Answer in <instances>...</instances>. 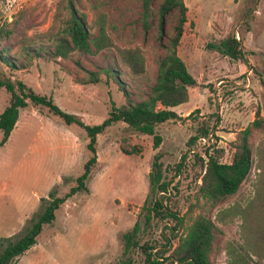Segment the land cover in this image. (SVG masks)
Here are the masks:
<instances>
[{
  "label": "rangeland",
  "instance_id": "obj_1",
  "mask_svg": "<svg viewBox=\"0 0 264 264\" xmlns=\"http://www.w3.org/2000/svg\"><path fill=\"white\" fill-rule=\"evenodd\" d=\"M150 0L146 26L141 0H0V24L12 28L4 38L0 77L18 78L38 93L50 95L63 110L88 124L100 122L111 103L127 106L145 98L155 80L159 59L173 35L177 10L171 9L159 29L158 4ZM186 20L177 53L197 84L188 87L187 100L174 106L177 117L157 123L153 134L137 131L122 120L95 136L96 159L85 181L86 190L66 197L54 218L42 225L35 242L12 264H121L122 233L138 219L140 242L163 244L170 233L165 220L143 223L141 203L149 194V171L154 154L167 182L164 204L186 222L197 213L213 224L209 264H227L229 252L244 251L248 264H264L246 243L239 209L255 194L258 149L264 140V0H183ZM70 2L84 15L90 40L103 25L112 45L89 51L70 50L53 56L65 36ZM228 33L240 39L246 60L221 54L213 44ZM136 47L143 70L133 73L117 48ZM96 78L93 80L92 78ZM9 92L0 85V111ZM263 121L251 124L254 111ZM249 125L251 167L237 189L215 202L196 198L201 168L197 157L206 153L219 161L231 159L232 140ZM203 126L189 144L188 137ZM1 136V131H0ZM87 136L76 124H65L43 105L20 107L7 139L0 145V237H17L40 207V196L50 189L62 194L82 171L90 152ZM182 155L184 158L181 163ZM170 224L171 218L167 219ZM258 249L260 245L255 244ZM154 250V249H153ZM262 250V251H261ZM132 264H142V253H129Z\"/></svg>",
  "mask_w": 264,
  "mask_h": 264
},
{
  "label": "trees",
  "instance_id": "obj_2",
  "mask_svg": "<svg viewBox=\"0 0 264 264\" xmlns=\"http://www.w3.org/2000/svg\"><path fill=\"white\" fill-rule=\"evenodd\" d=\"M143 24L146 26V17L149 14L150 0H141ZM71 16L66 29V35L59 37L53 50V56L65 57L70 50L89 51L91 44L95 50L112 45V39L107 34L103 25H99L98 34L90 40L85 25L84 15L76 10L70 2ZM177 10L176 23L173 35L169 38L165 54L159 59L155 80L148 95L127 106L110 105L107 115L98 123L88 124L73 112H68L59 107L50 95L38 93L27 86L22 80L9 77H0V85L9 92L7 104L0 111V145L5 142L18 116L20 107L31 103L45 106L51 114L57 115L65 124H76L83 128L87 142L86 148L90 152L83 162L82 171L74 177L65 192L57 194L55 189H50L47 196H40V207L29 218L25 230L13 237L11 234L0 237V264H12L14 258L30 247L37 234L45 223L54 218V211L64 199L71 194L86 190L85 181L90 169L95 162V136L106 126L114 121L122 120L133 129L153 134V143L157 144L159 136L154 133L157 123L177 117L174 106L187 100L188 87L197 84L196 77L191 74L177 53V45L186 20V5L183 0H161L158 4V25H163L164 16L171 10ZM12 32V28H5L0 24V59L7 64L10 62L4 56L8 49L3 44L4 38ZM213 46L223 55L231 58L244 57L239 38L234 33L221 37ZM120 59L128 66L131 72L139 73L143 70V59L136 47L117 48ZM264 63V61H263ZM95 80L96 78H92ZM264 86V79L260 78ZM263 121L258 110L254 111L251 124L259 126ZM198 133L188 137L190 144L197 135L204 134L207 129L201 126ZM250 126L246 125L236 131L232 140V155L228 162L219 161L214 155L206 153L205 158L194 154L200 164V183L197 188L196 198H203L215 202L226 194L233 193L251 167V151L248 143ZM182 155L179 163L182 162ZM258 166L255 194L240 211L244 227V240L253 249V253L260 255V248H264V140L258 149ZM149 194L146 195L139 208L146 225L153 217L165 220L163 226L168 229L169 237L164 236L163 244H155L149 240L140 242L138 231L140 222L136 219L131 228L122 235L123 258L121 264H132L130 251L138 248L142 253V264H209L208 252L211 247L213 224L212 221L197 213L186 222L182 215L164 204L167 196V182L161 178V162L158 154H154L149 171ZM168 218L173 223L168 222ZM255 244L260 245L257 249ZM154 249V250H153ZM262 251V250H261ZM248 254L244 251L229 252L227 264H248Z\"/></svg>",
  "mask_w": 264,
  "mask_h": 264
},
{
  "label": "built area",
  "instance_id": "obj_3",
  "mask_svg": "<svg viewBox=\"0 0 264 264\" xmlns=\"http://www.w3.org/2000/svg\"><path fill=\"white\" fill-rule=\"evenodd\" d=\"M205 136L206 135H199L197 138H198V140H201V141H205Z\"/></svg>",
  "mask_w": 264,
  "mask_h": 264
},
{
  "label": "crops",
  "instance_id": "obj_4",
  "mask_svg": "<svg viewBox=\"0 0 264 264\" xmlns=\"http://www.w3.org/2000/svg\"><path fill=\"white\" fill-rule=\"evenodd\" d=\"M17 120V119H16Z\"/></svg>",
  "mask_w": 264,
  "mask_h": 264
}]
</instances>
